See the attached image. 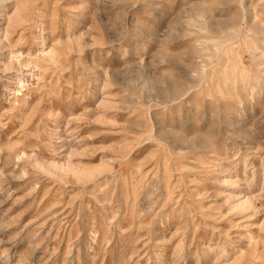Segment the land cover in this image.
Masks as SVG:
<instances>
[{
  "label": "rangeland",
  "instance_id": "374dc122",
  "mask_svg": "<svg viewBox=\"0 0 264 264\" xmlns=\"http://www.w3.org/2000/svg\"><path fill=\"white\" fill-rule=\"evenodd\" d=\"M5 263L264 264V0H0Z\"/></svg>",
  "mask_w": 264,
  "mask_h": 264
},
{
  "label": "bare ground",
  "instance_id": "6f19581e",
  "mask_svg": "<svg viewBox=\"0 0 264 264\" xmlns=\"http://www.w3.org/2000/svg\"><path fill=\"white\" fill-rule=\"evenodd\" d=\"M21 85V84H20ZM23 86V85H22ZM6 264V263H5Z\"/></svg>",
  "mask_w": 264,
  "mask_h": 264
}]
</instances>
